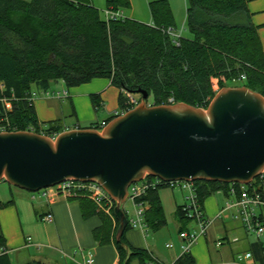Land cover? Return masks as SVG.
I'll return each mask as SVG.
<instances>
[{"label": "trees", "instance_id": "obj_1", "mask_svg": "<svg viewBox=\"0 0 264 264\" xmlns=\"http://www.w3.org/2000/svg\"><path fill=\"white\" fill-rule=\"evenodd\" d=\"M186 1L188 34L182 36L171 32L175 22L167 0L149 3V24L123 16L106 20L91 0H0V129L33 130L49 138L63 132L61 119L40 122L29 104L33 89L44 91L58 81L73 88L94 79L109 80L118 90L117 115L130 108L129 96L141 98L138 91L146 92L152 105H168L172 99L173 104L205 109L215 95L212 80L220 88L239 82L264 98V48L246 0ZM129 5V0H108L106 9L120 12ZM99 98V94L90 96L96 111ZM88 128L97 130L100 124L91 123ZM194 184L202 209L212 194L223 191L229 196L232 188H239L219 182ZM252 185L256 183L247 188L251 190ZM158 191L150 189L138 200L148 207L144 223L151 231L165 225ZM70 200L80 202L84 219L100 218L94 239L99 245L112 243L120 264L147 263L146 250L133 248L125 240L129 224L117 243L113 212L103 213L87 198ZM9 203H0V208ZM178 216L186 219L183 207ZM0 246V264H11L1 236ZM174 264L196 262L188 253Z\"/></svg>", "mask_w": 264, "mask_h": 264}, {"label": "water", "instance_id": "obj_2", "mask_svg": "<svg viewBox=\"0 0 264 264\" xmlns=\"http://www.w3.org/2000/svg\"><path fill=\"white\" fill-rule=\"evenodd\" d=\"M214 93L204 109L149 105L138 91L139 104L101 131L0 132V182L29 193L69 180L99 185L115 201L119 243L127 192L145 176L247 186L264 172V98L243 86Z\"/></svg>", "mask_w": 264, "mask_h": 264}, {"label": "crops", "instance_id": "obj_3", "mask_svg": "<svg viewBox=\"0 0 264 264\" xmlns=\"http://www.w3.org/2000/svg\"><path fill=\"white\" fill-rule=\"evenodd\" d=\"M247 8L252 15L254 25H263L264 0L247 4ZM254 14H258L257 17L260 18L253 16ZM263 31L257 30V34L264 48ZM95 80L97 79L87 83L89 86L68 92L65 99L70 101L73 123L70 125L64 123L61 118L65 110L61 103L63 98L43 95L33 100L32 106L38 120L47 122L61 119L64 131L78 127L87 128L82 127V124H100L106 121L118 109V102L114 101L118 90H113L114 87L112 88L107 79L109 83L107 86L106 82H94ZM58 82L51 83L47 90L63 91L64 83ZM33 90L42 92V90ZM95 91L100 96L97 112L102 108L104 115L102 119L93 116L87 98L81 97L83 94ZM3 185L0 186V203H10L0 208V236L11 264H28L31 261H40L44 264H85L89 254L94 256L93 264H120L117 250L112 243L99 245L94 239L93 231L101 226L100 218L93 216L84 219L79 201L61 196L47 200L41 194L34 198L27 195L26 191L20 189L13 191ZM217 193L221 192L214 194ZM214 194L207 197L203 203L204 216L212 223L206 234L198 236L189 250L196 264H264V235L258 237L246 232L242 223L231 217L235 214V210L218 217L224 210L225 204L213 197ZM158 195L165 220V225L161 228L169 224L177 232V240L173 248L165 251L168 244L166 243L162 248L154 238L148 236L147 227L144 231L128 230L125 233V240L133 248L146 250L150 258L146 262L174 264L181 256L182 242L179 239V231L194 232L188 229L192 221L180 220L178 216V209L187 204L185 193L161 188ZM230 196L225 195L226 199ZM47 214L52 216L51 223L42 220ZM130 219L128 217V220ZM1 250L0 246V253ZM246 254H250V257L245 258ZM131 264L137 262L133 261Z\"/></svg>", "mask_w": 264, "mask_h": 264}, {"label": "built area", "instance_id": "obj_4", "mask_svg": "<svg viewBox=\"0 0 264 264\" xmlns=\"http://www.w3.org/2000/svg\"><path fill=\"white\" fill-rule=\"evenodd\" d=\"M106 20H111L114 18L122 17L120 12L104 11L103 14ZM172 33L173 30H171ZM244 77L241 76L240 80H243ZM39 95H43L46 97H55L61 99L63 97H67L68 92L66 90L63 91H49L44 90L42 92L32 91L29 97V104L33 105V100L36 99ZM140 102V99L137 100L132 96H129L130 108L128 110L136 107ZM170 104H173L172 99L169 100ZM8 107V104H5ZM126 110V111H128ZM126 111L122 112L119 115L124 114ZM118 116L117 113L114 114ZM107 122L100 123V129L97 131H101L104 125ZM4 129H0V132H4ZM27 132H34L33 130H28ZM35 133V132H34ZM56 137L53 135L51 139ZM257 178L251 182L252 189L249 190L247 186L239 185V188H232L231 194L235 195V199L233 201H227L225 203L224 210H222L218 217H222V214H226L232 210H235V214L231 217L235 220H239L246 232L253 233L256 236L264 235V172H262ZM195 182H186V181H170L163 182L157 178L145 176L143 180L131 184L129 191L127 192L126 201H129L133 206V216L128 221L130 229L144 231L146 229V225L144 223V212L146 205L139 203L138 200L145 196L146 192L150 189L154 188H167L170 190H179L185 194L186 205L183 207L184 216L187 220L195 223L197 231L188 232L181 231L179 233V239L182 242L181 245V255L188 254L191 246L196 242L198 236H203L206 234L208 227L211 225L212 221L207 219L204 216L203 209L201 208L195 188ZM250 183V184H251ZM249 184V185H250ZM40 192V191H39ZM42 196L47 200H50L54 197H64L66 199L73 198H87L91 200L96 206L98 210H101L103 213L110 214L114 208L115 202L110 196L97 184L95 183H82L76 181H66L55 185L53 187H49L43 189ZM188 201V202H187ZM44 222L51 223L52 216L47 214L44 218H42ZM220 245V243H218ZM166 248H173L172 244L166 245ZM250 254H246L245 258H249ZM94 256L93 254H89L85 264H93ZM146 264H153L152 262H147Z\"/></svg>", "mask_w": 264, "mask_h": 264}, {"label": "rangeland", "instance_id": "obj_5", "mask_svg": "<svg viewBox=\"0 0 264 264\" xmlns=\"http://www.w3.org/2000/svg\"><path fill=\"white\" fill-rule=\"evenodd\" d=\"M29 1V0H26ZM92 1V5L99 10L100 15L103 16L104 11H110L111 9H106V5H107V1L108 0H91ZM153 1H157V0H129V7L128 8H124L122 10H119L121 12V15L124 18H128V19H132V20H136L140 23H144V24H149L151 21V13H150V9H149V3L153 2ZM260 0H246L247 4H251V3H255L258 2ZM263 1V0H262ZM167 2L169 3V6L171 8L173 17H174V22H175V29L173 30L174 33H176L177 35H182V36H186L188 33L186 31V10H187V1L186 0H167ZM248 10V8H247ZM113 11V10H112ZM116 12V11H114ZM249 12V11H248ZM250 14V12H249ZM258 14H254L253 16L257 17ZM250 16L252 17V15L250 14ZM260 18V17H257ZM251 23L254 25L252 19H251ZM256 26V25H254ZM257 30H264V24L261 26H256ZM264 34V31L262 32ZM97 81H104L106 82V86L109 84L108 81L106 79H97L94 82ZM59 84H61V82H58ZM227 87H241V84L239 82H228ZM54 86V85H53ZM84 86H89L87 84L84 85H80L78 87H73V88H67L66 86H64V90H66L67 92H69L70 90H74V89H78V88H83ZM113 88V87H112ZM212 89L213 92H215L218 89H222L218 86L217 81L216 80H212ZM113 90H115V88H113ZM34 91V90H33ZM115 92V91H113ZM92 94H98V92H91L90 94H86L83 96H81L82 98H87L88 100V104H89V108L93 114L94 117H98L99 119H102L103 115V110L102 108L97 112H95L91 101H90V96ZM125 94V93H124ZM71 97H73L72 95H70ZM117 96L115 97L114 101H117ZM69 97V96H68ZM66 97H63L61 103L64 106L63 108H65L64 110V114L61 117L62 120L64 121V123H68L69 125L71 123H73L74 118L71 116V106H70V101L65 99ZM114 98V97H113ZM148 104H151V99L148 100ZM118 110V109H117ZM116 113V112H115ZM114 113V114H115ZM112 114V115H114ZM120 116V115H118ZM117 117V116H116ZM115 118V117H114ZM90 124H82V127H89ZM5 184V185H3ZM6 186L7 188H11L13 191L15 190H19L18 188L15 187H10L8 184L6 183H1L0 186ZM42 191V190H41ZM37 192V193H29L27 192V195L29 196H33L34 198H36L37 196H39L40 194L42 195V192ZM175 192H182L179 190H174ZM221 193H217L216 195L214 194L213 197L217 198L220 200V203L225 204V201H233L235 199V195L231 194L230 197H228L226 199L224 192L223 191H219ZM184 193V192H183ZM186 194V193H185ZM115 202V201H114ZM188 202V201H187ZM221 205V204H220ZM115 206V205H114ZM222 207V205H221ZM220 207V208H221ZM123 209L126 213L127 218L129 217L132 218L134 210H133V206L129 201H126L125 199V203L123 204ZM113 212V210H112ZM264 214V211H263ZM129 221V220H128ZM188 229H191L192 231H197L195 223L191 222L190 225L188 226ZM148 232V236L154 238V240L159 243V245H161L162 248H164V245L167 244H175V240H177V232L176 230L172 229L170 227V225L168 224L167 226L159 229L158 231H150L147 230ZM167 241V242H166ZM169 250L167 249H164Z\"/></svg>", "mask_w": 264, "mask_h": 264}]
</instances>
